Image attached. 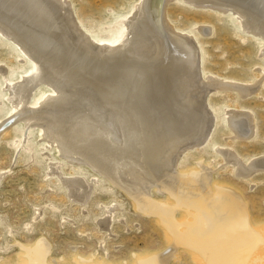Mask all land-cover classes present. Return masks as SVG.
<instances>
[{
    "label": "bare ground",
    "instance_id": "bare-ground-1",
    "mask_svg": "<svg viewBox=\"0 0 264 264\" xmlns=\"http://www.w3.org/2000/svg\"><path fill=\"white\" fill-rule=\"evenodd\" d=\"M170 1L137 0L123 20L125 32L115 30L113 39L119 38L113 40L85 32L69 0H0V38L32 67L17 76L0 66V85L5 83L13 108L0 121V131L9 120L39 127L59 156L88 167L130 195L141 213L157 218L171 245L140 264H169L179 248L203 264H258L264 235L250 221L241 194L213 183L214 170L203 163L190 173L178 166L188 151L209 140L217 123L210 93L229 89L248 98L257 94L262 79L245 84L207 75L201 47L191 33L167 20ZM184 2L231 13L243 30L259 38L264 56V0ZM205 25L199 26L201 34L209 33ZM37 93L38 103L33 104ZM225 122L235 138L254 135L249 111L230 108ZM218 154L238 178L250 181L264 173V154L243 159L228 147ZM49 164L50 174L60 178L70 198L88 201L94 180L65 176L58 162ZM153 188L174 205L152 199ZM112 207L99 221L104 229L112 223ZM180 210L191 219L178 224L175 213ZM49 253V242L40 240L25 255L28 264H47Z\"/></svg>",
    "mask_w": 264,
    "mask_h": 264
},
{
    "label": "rangeland",
    "instance_id": "rangeland-1",
    "mask_svg": "<svg viewBox=\"0 0 264 264\" xmlns=\"http://www.w3.org/2000/svg\"><path fill=\"white\" fill-rule=\"evenodd\" d=\"M69 1L83 30H88L91 37L101 39H113L115 30L125 32L123 20L132 4L137 2ZM165 12L174 28L190 32L201 47V66L207 75L245 84L262 79L257 94L248 98L229 89L210 93L208 102L219 113L217 123L209 140L198 149L188 151L178 169L190 173L199 170V164L203 163L214 170L213 183L231 187L241 194L249 207L250 221L260 226L256 229L264 235V173L256 174L250 181L238 178L218 154V149L224 147L234 149L243 159L253 160L264 154V56L259 49L261 42L253 33L243 30L237 18L229 12L188 5L184 0L170 1ZM204 24L208 26V34L200 33L199 26ZM20 58L11 45L0 38V66H4L9 75H25L32 70L29 60L21 61ZM4 89L3 82L0 85V121L13 109ZM39 93L34 96L33 104L38 103ZM233 107L252 113L255 132L251 139L235 138L228 128L225 116ZM9 122L4 123L0 131V264H28L25 254L40 240L50 245L47 264H88L87 260L91 259L94 264H140V259L157 255L171 245L170 234L164 226L154 216L141 213L130 195L95 175L88 167L70 164L59 156L58 150L44 141L39 127L26 128ZM50 162H58L63 175L71 173L94 180L88 201L82 204L70 198L60 178L50 174ZM150 191L152 199L174 205L166 194H159L154 188ZM107 207H112L113 216L110 228L104 229L99 221L107 216ZM175 217L178 224L191 219L185 210L177 211ZM180 249L169 264H203L189 251ZM260 256L262 260L258 264H264V247Z\"/></svg>",
    "mask_w": 264,
    "mask_h": 264
}]
</instances>
